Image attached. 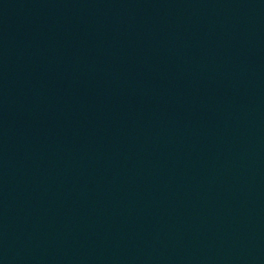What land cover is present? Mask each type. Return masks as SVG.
I'll use <instances>...</instances> for the list:
<instances>
[{
	"label": "water",
	"instance_id": "1",
	"mask_svg": "<svg viewBox=\"0 0 264 264\" xmlns=\"http://www.w3.org/2000/svg\"><path fill=\"white\" fill-rule=\"evenodd\" d=\"M0 264H264V0H0Z\"/></svg>",
	"mask_w": 264,
	"mask_h": 264
}]
</instances>
